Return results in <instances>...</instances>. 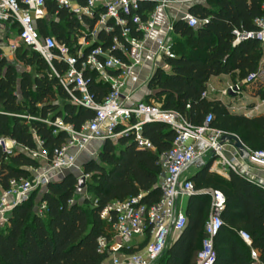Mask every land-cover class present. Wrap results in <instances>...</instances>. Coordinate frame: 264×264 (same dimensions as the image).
Segmentation results:
<instances>
[{
  "label": "trees",
  "instance_id": "16d2710c",
  "mask_svg": "<svg viewBox=\"0 0 264 264\" xmlns=\"http://www.w3.org/2000/svg\"><path fill=\"white\" fill-rule=\"evenodd\" d=\"M207 3L209 6L196 4L190 9L202 21L198 27H190L184 19L176 22L173 31L183 39L173 44L175 56L165 58L168 69L158 67L154 72L142 101L154 100L163 110L176 111L195 125H202L213 113L212 127L239 137L252 150L264 149V116L232 113L223 102L203 97L212 77L233 75L242 81L264 66V44L260 41L247 39L234 45L235 30H257L255 20L264 15V0ZM47 7L49 18L37 22L40 34L52 33L68 44L82 34L84 25L92 31L98 20V13L93 18L84 16L82 24L68 8L54 1L48 0ZM155 8L156 2L145 0L139 12L145 19V13ZM16 30L14 26L12 32ZM115 36L122 39L118 26L111 32L101 30L94 45L119 56L113 44ZM132 36L141 38L142 34L133 29ZM15 59L23 66L20 72L0 47V137L30 149L38 147L39 139L52 153L68 138L55 122L61 119L78 129L94 117V111L71 103L52 67L32 48L19 44ZM53 66L59 74L67 70L66 64L58 61ZM85 77L91 93L102 100L109 85L99 82L95 72L88 70ZM258 94L264 98L263 87ZM143 134L154 149L140 147L131 135L121 136L117 145L107 140L98 159L83 164V173L89 176L83 188L72 170L37 190L45 205L42 211L35 210L32 198L16 207L0 232V264H104L109 255L99 252L98 239L108 235L111 224L102 220L101 212L112 202L140 194L148 205L162 196L160 156L171 149L176 132L167 123L152 122L144 126ZM212 161L213 157L190 178L197 193L188 200L187 225L155 264H198L211 213L210 190H220L226 197L222 226L214 238V264H253L252 250L260 252V264H264V185L235 171H230L229 178L211 172ZM41 165L20 151L3 165L6 174L0 183L7 189L9 178L28 177L30 167ZM85 187L94 199L80 200ZM240 232L251 236V246Z\"/></svg>",
  "mask_w": 264,
  "mask_h": 264
},
{
  "label": "built area",
  "instance_id": "2783aa9c",
  "mask_svg": "<svg viewBox=\"0 0 264 264\" xmlns=\"http://www.w3.org/2000/svg\"><path fill=\"white\" fill-rule=\"evenodd\" d=\"M48 0H0V47L7 46L14 54L18 45L2 42L16 26L19 44H24L42 55L54 70L61 85L71 98V103L94 111V117L80 128L64 124L58 119L55 124L68 134L66 142L52 153L37 139V148H27L9 137H0V180L6 174L3 165L12 156L25 151L33 159L41 161L40 167H30L28 177H12L8 188L0 183V232L6 227L14 209L31 198L34 191L46 187L58 176L72 171L77 166L80 154L92 142L111 140L115 143L124 135H131L143 148L154 149L153 143L144 136L143 128L152 122L169 124L176 132L175 141L168 151L160 156L162 196L153 205L143 203V194L125 201H115L102 212L101 218L111 224L108 235L98 239V250L109 255L104 264H155L169 244L172 233H180L187 225L186 211L180 206V199L196 193L195 184L183 179V172L195 160L207 162L214 157L210 171L227 177L225 171L238 172L239 160L247 159L252 165L264 166V149H248L247 157L232 144L229 155L226 149V136L221 130L212 127L213 113H209L202 125H195L176 111L163 110L154 102L135 101L133 95L140 83L139 69L145 60V42L156 26V11L168 8L173 0H150L156 2L151 13L140 14L145 0H51L66 7L75 14L82 24L83 17L93 18L98 13L97 23L92 31H82L77 39L68 44L55 35L42 36L37 22L49 18ZM264 9V4H263ZM184 20L192 28L202 21L188 13ZM257 30L253 32L234 31V45L247 39H255L264 44V15L255 20ZM120 27L122 39L113 38L114 48L120 53L115 56L101 45H94L101 30L111 32ZM135 29L141 38L132 36ZM157 54L173 58V44L166 38L156 40ZM89 49L88 53L86 50ZM58 61L66 64L67 70L59 74L53 66ZM95 72L99 82L108 84L110 90L98 100L90 91L85 77L86 71ZM257 85L264 86V66L249 73L242 81L231 85L225 94L239 96L246 89ZM208 97V90L203 93ZM211 215L205 225V238L198 255V264H214L216 253L214 238L218 234L222 219L221 213L226 205V197L220 190H211ZM45 207V205H44ZM243 240L252 245V238L240 232ZM143 238L144 246L134 243ZM253 264H260V252L252 250Z\"/></svg>",
  "mask_w": 264,
  "mask_h": 264
},
{
  "label": "crops",
  "instance_id": "0c3cea01",
  "mask_svg": "<svg viewBox=\"0 0 264 264\" xmlns=\"http://www.w3.org/2000/svg\"><path fill=\"white\" fill-rule=\"evenodd\" d=\"M196 4L209 6L207 0H173L168 8H160L156 11V26L145 42V60L138 71L141 84L137 85V89L133 95L135 101L144 100L146 98L148 94V82L158 67H162L166 70L168 69L165 63V58L157 54L156 40L158 38H166L167 40L171 41L172 44L178 40H182L183 38L180 35L174 33L173 28L176 22L178 20L184 19L185 16L190 13V9ZM47 21L48 23L50 22V20ZM84 26L85 31H91L88 26ZM51 35L54 34L51 33ZM6 36H8V38L2 42L4 46L10 44L9 42L11 39L17 40L16 31ZM5 48L8 49L7 46ZM238 81L239 80L233 77V75L223 74L212 77L207 85V98L210 100H218L223 102L228 106V109L232 113L243 114L247 117L264 116V99H262L260 94H258L259 89L262 87L264 88V86L257 85L254 88L246 89L244 93L239 96L224 93L231 85ZM102 144L103 142H92L85 152L79 155L77 167L80 168L86 160L93 158L95 153H99ZM232 144V142H227L226 144V149L229 155L233 151ZM199 169L200 168L196 165L187 167L183 172V179L192 178L199 171ZM238 172L247 178L264 185V166H249L247 159H241L239 160L238 164ZM229 173L230 171L224 172V174L227 176L225 178H229ZM188 200L189 197L185 196L179 201L180 206H183L185 211L188 205ZM178 235L179 233L177 232L172 233L169 237L168 245L173 244ZM134 243L140 248L144 246L143 238H137Z\"/></svg>",
  "mask_w": 264,
  "mask_h": 264
},
{
  "label": "rangeland",
  "instance_id": "374dc122",
  "mask_svg": "<svg viewBox=\"0 0 264 264\" xmlns=\"http://www.w3.org/2000/svg\"><path fill=\"white\" fill-rule=\"evenodd\" d=\"M88 32V31H87ZM78 36H80L79 34H77ZM10 45H19L18 43V40H12L9 42ZM3 55L7 57L9 63L15 65V67L17 68L18 72H20L22 69H23V66L20 65L16 59H15V53L14 54H10L9 50L8 49H5L3 51ZM262 99H264L263 97H261ZM152 102H154V100H152ZM116 145L118 144L117 141H115ZM98 155L99 153H95V156L93 157L94 159H98ZM247 163L250 165H252L249 161H247ZM77 168V169H76ZM76 168L73 169V171L75 172V174L79 177V178H82V177H85V183L86 181L89 180V176H85L84 173H83V165L79 168L76 166ZM62 175L58 176L56 179L60 178ZM55 179V180H56ZM88 198L90 200L94 199V195L92 192L88 191V189L85 187L81 193H80V200L82 201L83 198ZM31 198L33 199V203L35 205V210L36 211H42L44 209V204L41 202L42 201V195H40V193H38L37 191H34L33 194L31 195ZM187 200V198H186ZM187 202V201H186ZM186 202H185V206H186ZM183 208V206H182ZM5 228V227H4ZM3 228V229H4ZM2 229V230H3Z\"/></svg>",
  "mask_w": 264,
  "mask_h": 264
},
{
  "label": "water",
  "instance_id": "95a60500",
  "mask_svg": "<svg viewBox=\"0 0 264 264\" xmlns=\"http://www.w3.org/2000/svg\"><path fill=\"white\" fill-rule=\"evenodd\" d=\"M224 141H230V142H232L234 144V146L241 152V155L243 157H247V155H248V149L244 146L243 141L239 137L234 136V135L233 136L226 135L224 137ZM213 159H214V157H213ZM192 165H196L199 168H202V167L206 166L207 163L204 162L203 160L198 159V160L193 161L191 164H189V166H192ZM257 165L258 166H261L260 164H257ZM85 179H86L85 177L79 178V184H80L79 187L80 188H83L85 186Z\"/></svg>",
  "mask_w": 264,
  "mask_h": 264
}]
</instances>
